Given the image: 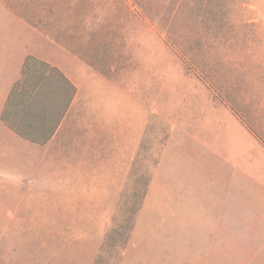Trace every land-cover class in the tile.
<instances>
[{"label": "crops", "instance_id": "1", "mask_svg": "<svg viewBox=\"0 0 264 264\" xmlns=\"http://www.w3.org/2000/svg\"><path fill=\"white\" fill-rule=\"evenodd\" d=\"M78 19L72 12L65 21L48 13L37 18L36 28L27 23L40 38L38 46L0 53L6 59L0 123L21 139L27 156H38L40 186L56 212L89 210L95 195L110 210V197L126 192L152 117L149 103L126 76L120 78L125 30H113L110 49L107 30L87 28ZM29 58L58 69L76 88L45 143L23 138L4 120ZM242 90L234 104L221 100L225 112L218 107L213 139L203 136L201 94L189 98L195 106L189 119L198 125L174 120L119 264H264V92L253 85Z\"/></svg>", "mask_w": 264, "mask_h": 264}, {"label": "rangeland", "instance_id": "2", "mask_svg": "<svg viewBox=\"0 0 264 264\" xmlns=\"http://www.w3.org/2000/svg\"><path fill=\"white\" fill-rule=\"evenodd\" d=\"M70 12L107 30L110 49L113 30H125L120 78L149 103L151 123L125 194L110 197V210L95 195L93 208L73 212L50 210L38 156L0 123V264H119L174 120L198 125L189 98L201 94L203 136L213 139L221 100L234 104L246 85L264 92V0H0V53L38 46L28 24L48 13L65 21Z\"/></svg>", "mask_w": 264, "mask_h": 264}, {"label": "trees", "instance_id": "3", "mask_svg": "<svg viewBox=\"0 0 264 264\" xmlns=\"http://www.w3.org/2000/svg\"><path fill=\"white\" fill-rule=\"evenodd\" d=\"M75 95L76 88L58 69L29 58L24 82L14 87L8 100L12 111L10 116L4 114V120L23 138L45 143L55 133Z\"/></svg>", "mask_w": 264, "mask_h": 264}]
</instances>
